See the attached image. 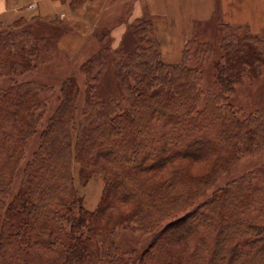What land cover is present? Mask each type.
<instances>
[{
  "label": "trees",
  "instance_id": "obj_1",
  "mask_svg": "<svg viewBox=\"0 0 264 264\" xmlns=\"http://www.w3.org/2000/svg\"><path fill=\"white\" fill-rule=\"evenodd\" d=\"M83 2L73 0L72 7ZM33 20L0 22V77L24 74L38 63L41 48L23 28ZM223 41L224 59L215 72L219 91L201 109L200 68L166 63L155 40L117 64L123 105L92 104L75 131L76 83L68 78L10 202L13 175L42 117L39 94L44 87L19 83L0 88V264H124L116 240L121 230H156L229 168L241 144L253 151L264 146V112L240 119L229 97L244 72L260 75L264 36L227 34ZM96 64L101 62L83 64L89 70L88 95H93L90 72ZM200 160L211 165L197 177H190L184 166L171 167V180L145 178L177 161ZM74 165L80 183L92 176L104 181L92 211L82 205ZM126 204L131 207L123 212ZM187 225L197 231L187 232ZM167 229L177 230L167 234ZM171 240L182 250L166 248ZM188 242L193 244L190 257L184 256ZM225 256L224 264H264V186L253 184L251 173L215 189L165 224L138 264H223Z\"/></svg>",
  "mask_w": 264,
  "mask_h": 264
},
{
  "label": "rangeland",
  "instance_id": "obj_2",
  "mask_svg": "<svg viewBox=\"0 0 264 264\" xmlns=\"http://www.w3.org/2000/svg\"><path fill=\"white\" fill-rule=\"evenodd\" d=\"M47 1L52 4H58L51 10L53 15L43 16L42 14H37L29 19L19 17L27 20L34 18L33 21H27L23 28L26 29L29 39H33L41 48L39 56L35 59V62H38L35 68L21 75L11 74L0 77V88H7L19 83H31L44 87L39 94L43 102L42 117L37 125L36 133L26 142L24 156L13 175L10 192L6 198L7 202H10L19 190L26 164L32 160L34 153L39 147V132L46 126L47 119L61 103L63 87L68 78H72L76 83L73 123V130L75 131L80 120L84 118V114H86L92 104L103 103V106L108 108L111 107L113 101H118L123 105L125 93L120 77L117 74V64L118 62H127L132 52L139 47L146 48L150 41L155 40L158 43L161 57L166 63L180 64L183 61L189 66H198L200 68V87L203 90V98L199 104L201 109L204 107L207 98L219 91L215 72L217 63L223 62L224 59L223 37L227 34L243 36L246 32L264 36L263 29L259 30V32H254L250 25L227 22L217 12L208 20H193L191 26L185 27V29L166 25L165 42L169 45V55H166L162 50L155 19L152 18L154 16L149 11L144 12L143 16L136 17L133 20L128 19L129 15L126 12H130L135 3L139 7H144L145 0L127 2H124V0H104V2L102 0H84L82 4L75 7H72L73 0ZM197 5L198 2L196 5L189 6L188 0H172L169 12L176 21H181V25L184 23L188 25L185 17L188 18L192 13L189 8L196 7L194 10H198L199 6ZM32 6L30 5V7L26 8V10L28 8L32 9L31 11L25 12L36 11ZM53 11L58 12L54 13ZM145 21L150 22L152 28L147 24L145 25ZM263 24L264 22L260 23L258 29L263 28ZM113 29L118 35L117 39L112 35ZM138 29L143 30V32L137 31ZM181 29L183 30L182 34L179 31ZM144 30L148 32L146 33ZM86 32L88 33L85 34ZM90 32L93 34H91L92 42L88 40ZM84 41H87V44ZM185 50L188 51L186 53L189 55L187 61L183 59V51ZM84 62H101V64L94 65L90 72L94 78L92 81L93 95L86 93L89 70L83 66ZM253 72L252 70L244 72L242 74L243 78L234 84L232 92L229 94L230 102L240 119L248 114L264 112V67L261 68L260 75L256 77H254ZM245 73L248 74L244 75ZM89 99L90 101L88 102ZM245 147L244 144L240 145L234 162L229 165V168L217 174L216 180L207 185L203 194H199L179 214L171 217L172 219L162 222L156 230L134 232L128 229L121 230L116 240L121 252L124 254L123 260L126 259L124 264H138L140 254L151 243L154 233L161 230L168 222L175 220L205 201L215 189L224 186L232 180H238L247 173L252 174L253 184L264 186V146L255 151ZM210 165V161L206 163V160L193 162L177 161L169 166L149 171L145 178L151 182L163 181L173 172L171 167L183 168L184 166L190 177H197L201 173L206 172ZM73 174L83 207L89 211L94 210L104 190L103 179L100 176H92L85 182L80 183L77 178V165L73 166ZM168 179L171 180V176ZM130 207V204H126L122 211L126 212ZM103 225L108 226L105 223ZM187 227L186 229L189 233L193 229L197 231L196 227ZM177 229H167L169 230L167 234H173ZM165 247L171 250L176 248L182 250L183 246L171 240L168 241ZM187 248V254L185 253L184 256L190 257L193 244L188 242ZM175 256L177 257V255ZM226 261L227 258L225 256L223 264Z\"/></svg>",
  "mask_w": 264,
  "mask_h": 264
},
{
  "label": "crops",
  "instance_id": "obj_3",
  "mask_svg": "<svg viewBox=\"0 0 264 264\" xmlns=\"http://www.w3.org/2000/svg\"><path fill=\"white\" fill-rule=\"evenodd\" d=\"M97 1V0H95ZM131 0H124V2ZM189 6L196 5L198 2L199 9L196 7L189 8L192 12L187 19L188 25L184 23L181 25V21H176L175 18L169 12L172 0H145L144 7H139L134 4L128 13V19L133 20L136 17L143 16L144 12L149 11L153 19H155V25L158 32V36L161 40L162 50L166 55H169V45L165 42V27L176 26V27H189L193 20H208L214 16L215 13L222 15L223 20L233 23V24H248L251 26L254 32H259L263 28H259V24L263 23L264 18V0H188ZM90 2V1H88ZM104 2V0H102ZM32 7L36 10L31 13L25 11H31L32 9L26 10L27 7ZM57 3L52 4L47 0H0V21L4 23H10L19 17H26L29 19L37 14H42L43 16L53 15L51 10L55 8ZM80 10V9H79ZM54 12V11H53ZM58 11H55L56 13ZM124 16L123 14H120ZM262 19V21H260ZM159 20V21H157ZM191 20V21H190ZM260 21V22H259ZM118 27V26H117ZM177 32V30H175ZM182 34V29L179 30ZM178 31V32H179ZM86 32L85 34H87ZM92 32L89 35V41L92 42ZM180 34V35H181ZM112 35L115 39L118 38L116 31H112ZM114 39V40H115ZM119 41V40H118ZM117 41V43H118ZM87 41H84V43ZM164 54V55H165Z\"/></svg>",
  "mask_w": 264,
  "mask_h": 264
}]
</instances>
